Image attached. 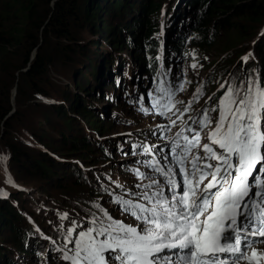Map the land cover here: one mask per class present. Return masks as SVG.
<instances>
[{
  "label": "rangeland",
  "instance_id": "obj_1",
  "mask_svg": "<svg viewBox=\"0 0 264 264\" xmlns=\"http://www.w3.org/2000/svg\"><path fill=\"white\" fill-rule=\"evenodd\" d=\"M85 1L77 0L76 3L83 9ZM153 1L156 0H132L134 4L126 13L130 16L135 11H139L138 16L141 19L144 15L143 5L153 3ZM178 1L167 0L161 4L160 9L156 10L161 11L160 14L158 12L152 14L153 23H158L159 26L161 24L162 29L165 28L169 12L175 5H178ZM181 1L186 3L189 0ZM253 1L258 0H246L247 3ZM19 3H21L20 0H0V16L10 21V25L22 23L25 28L18 39L20 45L8 51L10 56L7 59L0 56V103H5L6 98L10 96L12 107V112L7 117L9 118L8 123L3 126L5 136L0 137V200L9 203V209L20 217L14 222L11 220L12 225L14 224L16 228L18 225L22 233L30 229L28 231H32L34 236H38L34 229L37 228L48 240L46 242L37 239L35 247L40 250L37 256L33 255L32 259L26 262L19 260V263L45 264L46 255L57 261L60 249L65 243L63 234L72 221H77L87 228L93 213L97 216L101 215L95 205H99L116 220L135 223L132 218L121 213L119 206L112 202L113 197L109 193L122 194L119 192L122 189L116 187L117 184H122L123 188L130 192H138L141 189L136 188L135 185L146 184L148 181L138 179L133 172L134 168H128L129 173L124 171L123 166L135 167L136 160L132 158L133 151L130 150L127 155H120L112 144L119 139L126 138L125 136H135L139 139L138 133H143L146 129H149V132L154 131L157 126L166 123L168 118L164 116L158 118L155 108L150 109L148 114L137 112L132 104L123 100L124 96L118 99L115 95L117 92L122 93L120 91L122 86L129 87L138 80L142 81L144 77L147 79L150 77L149 73H146L148 59L138 60L135 50L130 48L138 42L137 37L143 30L142 26L139 29H132L131 25H127L124 28L120 37L126 46L115 49L111 42L109 32L116 24L125 21L122 17L125 11L122 16H117L110 7L106 6V2L102 3L99 8L94 7V11H97L96 15L92 14L93 9L89 12L86 9L88 14L86 12L82 14L80 10L73 15L74 18L70 19L71 22L68 19L64 21L72 40L61 42L53 36L52 32H49V29L46 35H37L33 32L34 28L30 26L31 21L26 16L19 20L13 18V12L19 9ZM89 5L87 4V7ZM92 6H94V1ZM67 7L68 3L61 0L57 11H66ZM52 8L53 4L47 6L44 1L36 3L32 11L36 18L40 19L38 23H43L45 27L47 23H50L49 20L57 12L52 11ZM87 17L94 19V25L84 22V18ZM0 20L2 21L1 18ZM237 25L244 27L238 28L246 29V32L232 31L228 35L229 38H236L235 43H240H237L232 50L222 51L225 38L212 35L217 26L216 21H212L208 23L205 30L206 36L212 35L205 49L199 46L196 48L192 37L181 34L177 39L178 54L174 56L167 54L163 62L159 60V70L172 71L169 64L174 67L175 77L172 78L171 83L172 91L175 93L174 98L176 101L185 102L177 104L176 108L182 110L189 100H193L192 109L183 117L184 120L190 114H200L201 110L206 107H214L217 98L223 93L221 85L227 87L230 84L235 87L241 81H246L249 76L255 77L257 74L261 76L264 72L261 64L264 58L261 59L259 55L260 49L262 47L264 49V46L258 44L264 37V23L240 22ZM102 28H104L103 31ZM203 28L205 29V26ZM89 30L98 32L100 38L91 39L94 36L88 32ZM36 38H39L40 45L33 52L32 58L35 59L37 55H40L42 59L52 61L46 68L45 76L38 80L31 78L30 67L18 71L33 39ZM167 40L159 45V53L164 50ZM256 48L259 53L256 52ZM248 49L251 55L245 62L242 57L248 55ZM113 59L114 63L107 61ZM194 64L195 68L192 67ZM245 64H248L247 67ZM127 66L133 67V71L137 74H131L125 70ZM93 68H98L99 75L104 74L101 81L108 90L106 96L101 94L88 96V92L81 91L85 79L94 77ZM114 68L117 73L113 75ZM112 75L118 78V85H115L117 91L114 93ZM180 84H184V91H178ZM132 86L135 87V85ZM197 87L203 89V94L198 98L194 95ZM97 89H100V85ZM110 94L111 99L108 98ZM76 98L82 101L83 109L71 108ZM60 104H66L65 110L71 108L68 110L70 127H67L65 123L68 122L65 121L67 119L61 117V111L54 107ZM83 113H86V118ZM211 116L215 118L216 113H211ZM89 118L102 130L96 132L90 126ZM6 129L8 131L5 132ZM205 130L208 131V129ZM178 133L179 131H176L175 136ZM61 135L77 138L89 136L92 144L81 153L71 152V145L64 144ZM98 142L99 146L96 145ZM9 143L22 149L20 156L14 159L6 156L9 152ZM103 146L108 148L107 153L101 152ZM28 159L31 163L35 159L49 163L48 166L56 175L54 180H47L40 173H35V170L30 169V163L26 162ZM141 169L145 170L144 167ZM19 209L21 213H25L24 217L19 215ZM65 214H67L66 219H61ZM6 219L10 220V218ZM33 224L39 225L42 229ZM0 230V238L9 235L7 228L1 227ZM79 230L81 229L78 228L77 231Z\"/></svg>",
  "mask_w": 264,
  "mask_h": 264
},
{
  "label": "snow or ice",
  "instance_id": "obj_2",
  "mask_svg": "<svg viewBox=\"0 0 264 264\" xmlns=\"http://www.w3.org/2000/svg\"><path fill=\"white\" fill-rule=\"evenodd\" d=\"M221 89L214 107L202 109L199 119L188 117L198 125L186 129L194 135L183 136V144L173 141L167 154L161 155V148L156 153L160 159L141 162L148 173L133 170L148 181L135 185L140 191L117 184L122 194L109 193L135 223L116 220L99 205L101 215L93 213L87 228L72 221L60 249L67 264H264V82L257 74ZM158 91L163 95L151 100L155 114L172 126L187 123L183 117L193 100L181 110L176 105L185 102L176 101L174 92ZM178 91H184V84ZM202 94L197 87L195 97ZM141 111L148 114L149 109ZM204 129L208 142L201 144ZM192 149L199 151L193 154ZM140 154L151 156L152 149L133 152Z\"/></svg>",
  "mask_w": 264,
  "mask_h": 264
},
{
  "label": "trees",
  "instance_id": "obj_3",
  "mask_svg": "<svg viewBox=\"0 0 264 264\" xmlns=\"http://www.w3.org/2000/svg\"><path fill=\"white\" fill-rule=\"evenodd\" d=\"M20 1L21 3H19V9L13 12L14 13L13 18H17L19 20L20 18H24L26 16L28 20L31 21L30 26L34 28L33 32H36L37 35L44 36V34L46 35V33H48L47 29H49L50 30L49 32H52L53 36L57 38V40L59 41L61 40V42L63 40H67V41L72 40L70 38L71 36L69 34V29L68 27H66L67 24L64 25V21L67 19L70 21L73 15H75V13H78V11L80 10H82L81 11L82 14L85 12L86 14H88L87 11L89 12L93 9L92 14L96 15L95 12L97 11H94V7L99 8L102 6V3L106 2V6L110 7L111 11H113V13L117 16H122L125 11V14L122 16L125 21L124 22L121 21L120 24H116L115 27L112 28L109 32L111 42L113 43V46H115V49H119L123 46H126V44H124V40L121 39L120 37L122 31H124V28L127 25H131L132 29H139L140 26H142L143 30L141 31V34L137 37L138 42L135 44V46H131L130 48L135 50V54L138 57V60L142 61L145 60V58L148 59L149 63L146 67V71L150 73L156 72L158 69L160 54L157 52V50L160 43L159 40L163 36L168 39L167 41L168 45L169 43H173L174 45L177 46L178 34L182 32L183 35L190 36L193 38V42L195 43L196 48L199 46L205 49V46L208 45L209 42L211 41L212 35L213 36L220 35V36H224L223 38H225V43L224 42L222 43V48H223L222 51H227L234 49L236 47V44L239 43V42L235 43L236 40L235 37L229 38L228 35L232 33V31L236 33L246 32V29L241 30L238 28V27L244 28L242 26H239L241 24L237 25L238 23L240 22L241 23L252 22L255 24L264 23V0H258L255 2L253 1L250 3H247L246 0H191V1L189 0L186 3L179 0L178 5H175L174 8L170 10L169 17L166 20L165 28L163 29L161 24L159 26L158 23L156 24L153 23L154 17L152 16V14L154 12L155 13L158 12L160 14V12L156 10L157 9L159 10L162 2H165L167 0L165 1L156 0L155 2L153 1V3H145L143 5V11H142L145 16L143 15L141 19L140 16H138L139 11H135L134 14L130 16H128L126 13L127 10L130 7H132L134 4L132 0H86L83 9L82 7H79L77 5L76 3L77 0H65V3H68V7L65 9L66 11H57L59 10L58 6L61 0H20ZM40 1H44L47 6L53 4L52 11L55 10L57 11L50 19L51 21L49 20L50 23H47L46 27L45 25H43V23H38L40 22V19L36 18L34 11H32V8L35 7L36 3ZM93 1H94V6H92ZM87 4H90L89 6L91 8L89 6L87 7ZM86 9L87 11H85ZM145 9H147L148 11H144ZM0 18L2 19V21L0 20V56L4 57V59H7V57L10 56V53H8V51L12 47L20 45L18 39L25 31L24 30L25 28L22 26L23 25L22 23L10 25V21L4 19L3 16H0ZM93 20L94 19L93 18L91 19L90 17L84 18V22L86 24L89 23L90 25L91 24L94 25ZM212 21H216V25H217L216 30L213 31V34L211 36L210 34L209 36H206L205 30L208 26V23ZM204 26L205 29L203 28ZM103 30L104 28H102V31ZM88 32H90V30ZM95 32L96 31L91 30L90 33L92 34V36H94L91 37V39L100 38L99 33L98 32L95 33ZM162 32L164 33L161 35ZM263 40L264 37L259 41L258 43L259 46L260 45L264 46ZM39 41H40L39 38L33 39L32 45L25 54V60L23 64L18 68V71H20L22 69H27L30 67L29 74L31 75L32 79H36V80L43 78L45 76V74L47 73L46 68L48 64H51L52 62L50 59L47 60L42 59L40 55H37L35 59L32 58L33 52L37 50L40 45ZM109 45L112 46L110 42ZM260 51L261 53L259 55L262 59L264 58L263 47L260 49ZM247 52L248 54L251 53L249 49ZM256 52L259 53V50L257 48H256ZM96 53L98 52L96 51ZM199 54L201 55L202 53ZM114 59L111 60L110 63H114L113 62ZM256 64L257 63H255V65ZM261 64L264 71V62L261 61ZM95 69L96 68H93V72H92L94 74L93 78L87 79L84 76V78L86 79H85V83L81 86V91L88 92L87 93L88 96L98 95V94H101L102 96H106L108 90H106L105 84L102 83L101 81L102 77H104V74L103 76L99 75L98 68L96 70ZM112 74L114 75L116 73H112ZM261 78H262V82H264V72H262ZM111 82L114 84V81L111 80ZM98 85H100V89H97ZM110 95H108V98L111 99ZM54 107L57 110L61 111V117L67 119L65 121H68L70 116L68 110H70L71 108L83 109V104L82 101H79V98H76L74 104H72L71 108H69L68 110H65L66 104L55 105ZM11 112H12L11 99L10 96H8L6 98L5 103L3 104L0 103V137L1 138L5 136L3 126L8 123L9 118L7 117L8 115L11 114ZM85 115L86 113H83L84 118H86ZM90 118L88 119L90 126H92L96 132L99 130L101 131L102 130L101 127L96 126V124L93 123L90 120ZM65 123L67 127H70L69 121ZM6 131H8V129H6L5 132ZM61 138L64 144L68 143L71 145V152L81 153L83 151H86L89 148V146L92 144L91 143L92 141L90 140L89 136L77 138V137H65L61 135ZM125 139H127V137L123 138L122 140L119 139L118 141L112 144V147L116 148V150L118 151L120 145L125 143ZM43 145L46 144L43 143ZM96 145L99 146L100 145L99 142L96 143ZM8 146H9V152L7 153L6 156L9 159H14V157L16 158V156L18 157L21 155L20 153H22L21 151L22 149L17 147V145L9 143ZM101 149H102L101 152L103 154L107 153L108 148L106 146L101 147ZM26 162L30 163V169L35 170V173L36 172L40 173L43 178L47 180H54V177H56V175L52 172L51 167L48 166L50 165L49 163H45L37 159L32 161V163L30 159H28ZM21 166L23 165L21 164ZM23 169L26 168L23 167ZM2 201L3 202H1L0 200V228L1 227L7 228V230L9 231V235L7 237L4 236L0 238V264H19L18 255L25 256L28 252L27 251L28 245H34L36 240H34L33 232L28 231L30 229L22 233L21 229H18V225L16 228L14 224L13 225L11 224L12 223L11 220L14 222V220L20 219V217L16 216L14 212H12V210L9 209L8 206L9 203L4 202V200ZM6 218H10V220H7Z\"/></svg>",
  "mask_w": 264,
  "mask_h": 264
},
{
  "label": "bare ground",
  "instance_id": "obj_4",
  "mask_svg": "<svg viewBox=\"0 0 264 264\" xmlns=\"http://www.w3.org/2000/svg\"><path fill=\"white\" fill-rule=\"evenodd\" d=\"M114 58H115V57H114ZM107 61H109V63H110L111 60H107ZM245 65H246V67H247L248 64H245ZM18 213H19V215H22L23 217L25 216V213H21V209H19V212H18ZM263 248H264V247H263Z\"/></svg>",
  "mask_w": 264,
  "mask_h": 264
},
{
  "label": "water",
  "instance_id": "obj_5",
  "mask_svg": "<svg viewBox=\"0 0 264 264\" xmlns=\"http://www.w3.org/2000/svg\"><path fill=\"white\" fill-rule=\"evenodd\" d=\"M162 1H165V0H162ZM172 1V0H171ZM164 2H162V4H163ZM160 9V8H159ZM161 12V11H160Z\"/></svg>",
  "mask_w": 264,
  "mask_h": 264
}]
</instances>
